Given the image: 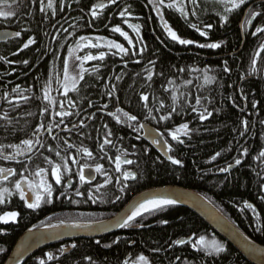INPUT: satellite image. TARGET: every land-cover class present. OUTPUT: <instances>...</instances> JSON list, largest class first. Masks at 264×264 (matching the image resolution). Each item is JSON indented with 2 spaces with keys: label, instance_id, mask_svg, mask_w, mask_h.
I'll return each mask as SVG.
<instances>
[{
  "label": "trees",
  "instance_id": "trees-1",
  "mask_svg": "<svg viewBox=\"0 0 264 264\" xmlns=\"http://www.w3.org/2000/svg\"><path fill=\"white\" fill-rule=\"evenodd\" d=\"M102 1L107 2L108 7L97 10L102 17L99 21L90 14L91 9ZM7 2L13 5L16 14L8 19L0 18V27L19 26L21 42L24 44L34 37L35 43L20 54L19 42L1 48L0 92L10 88L12 82H17L19 73L30 75L32 80L46 76L48 71L56 76L62 75L67 56L81 36H101L106 43L111 40L136 52L143 49L142 55H132L130 51L129 55L123 56L106 44L91 53L97 57L104 53V60L81 63L88 70L84 72L83 80H77L85 109L99 113L100 107L105 105L103 100L108 101V106L115 101L123 112L137 116L136 121H127L123 116L121 132L118 130L115 133L110 122L109 129L116 136L113 140H128V145L119 143L120 156L139 163L142 182L139 188L180 186L197 190L214 201L239 228L243 226L240 206L245 200L255 202L259 194V176L264 175V157L260 156V152L264 151V52L260 51L264 48V34L261 38L247 35L243 44L239 24L246 4L225 13L219 0H197V4H193L192 0H165L164 5H160L159 0L152 3L149 0H118L116 4H111L110 0H67L66 5L71 8L68 10L59 6L57 10L59 16L62 11L64 15H69L62 22L61 32L69 28L74 32L55 34L51 29L52 11L54 3L59 4L60 0H52V8L47 7L49 0H43L44 12L39 10L40 0ZM169 3L174 6L167 7ZM180 7H183L187 17L181 15ZM125 9L127 13L121 17L120 12ZM225 14L228 16L227 24L221 20ZM164 20L181 38L195 43L181 45L173 41L163 27ZM127 21L139 25V35L133 28H127ZM191 24L207 32V36H200ZM209 24L212 25L210 29L206 27ZM114 27L127 32L132 44L119 33L112 32ZM101 28L103 32H93ZM213 42L221 43V47L209 49L197 46ZM25 60L27 64L23 63ZM225 61L228 72L224 71ZM150 74L151 80L147 79ZM240 89L247 97L246 113H242L245 103L240 97ZM143 95L149 97L147 102L141 99ZM205 109L211 115L201 120L200 114H207ZM162 116H169V119L162 120ZM244 120L248 121L247 129L243 126ZM83 123L86 130L76 127L75 135L81 138L86 131L88 140L93 141L97 129L92 131L85 119ZM185 123L189 125L187 134L177 131ZM141 124L153 125L169 142L173 141L172 133H176L178 140H183L178 151L171 154L172 159L181 161L179 165L164 160L149 147L139 128ZM129 129L132 130L130 135L127 134ZM237 159L241 161L239 165L236 164ZM229 165L236 168L231 172L221 171L229 169ZM124 203L120 197L118 209H122ZM261 212L264 223L263 208ZM150 215H153L155 225L133 232L130 234L132 238L111 249H103V243L97 245L95 240L64 242V247L73 244L76 247L63 264H73L74 261L85 260V257L95 264H123L128 251L138 250L149 251L151 254L147 256L152 264H250L200 217L184 207L168 206L151 211L137 221ZM248 219L251 228L252 220L249 216ZM32 221L33 218L23 217L18 226L0 224V251L5 250L0 264L8 259L21 236L30 229L43 227L31 225ZM5 231L7 234L3 235ZM261 234V237L256 238L257 233L250 237L264 245V227ZM200 236L205 237L208 247L197 251L192 244ZM181 239L187 242L183 245L174 243ZM213 241L221 244L224 251L215 252L211 246ZM131 243H134L133 247ZM52 252L53 247L44 249L25 264H39L41 259L50 264L47 255Z\"/></svg>",
  "mask_w": 264,
  "mask_h": 264
},
{
  "label": "flooded vegetation",
  "instance_id": "flooded-vegetation-1",
  "mask_svg": "<svg viewBox=\"0 0 264 264\" xmlns=\"http://www.w3.org/2000/svg\"><path fill=\"white\" fill-rule=\"evenodd\" d=\"M66 1L67 0H60L59 4L58 2L54 3V7L52 11V19H51V29L55 34L66 33L65 30H64L65 32H61L62 31L61 26H62V22H64V19L69 15L67 13L64 15L62 11L61 16H59L57 12L59 6L60 8L63 7L62 9H65L67 7L69 10L71 8V6L66 5L67 4ZM261 1L264 0H247L246 6L244 5L245 6L244 15L239 24L243 44L247 40V35H251L252 38H261L264 34V33H259L253 35L257 27H264V19L262 18V15L264 13V2ZM251 12H260L262 15L256 16L253 19L250 16ZM84 15L86 16L85 11H84ZM90 16L95 19L98 18L99 21L102 20V17H100L101 16L100 13L98 14L97 17H93L91 14ZM249 19H251L250 24L247 23ZM110 24L111 23L109 22L108 26H110ZM125 24L128 29H130L128 25L130 24L133 25L130 21H127ZM66 30L68 32H74L70 30V28ZM18 31L21 32V28H19V26L0 27V33H11V35L6 36L5 40L0 41V51L4 45L11 44L13 42H19L17 44V46H19L18 54L23 52L20 50L23 47V41L21 42L22 36L20 37L15 36V33ZM83 31L84 30L80 31L79 33ZM93 32L101 33L103 32V30L101 28ZM89 37L91 36H88V38ZM82 42L83 41L79 39L78 43L74 44L72 50L70 49L71 51L68 54L67 59L65 61L68 67H71V69L75 73H77L80 70L81 63L85 61L81 59L78 61L77 64L75 61L74 65L71 66V58H70L71 54L78 49L79 52L82 54L80 58L84 57L85 55H91V53H88L82 47H77V45H82ZM253 78L254 77H251L250 79ZM16 79L17 82H12L10 88L7 87L0 92V117H3L5 113L8 114L7 119H0V145H5V146L17 145L20 144L21 141L24 139L35 140L36 137L33 136V133L36 127L41 122H43L46 126L52 125L53 131L51 134H49L46 130L37 134L40 140L42 141V143L44 144V147H40L39 145H34L35 151L29 154L31 156V160H29L28 155L15 156L14 159L0 158V168H4L5 170L14 169L16 171L15 175H7V178H5V174H0V192H2L3 189L7 188L11 193H13V195L11 196L5 193V202L0 204V216L11 211H15L19 214L15 221L10 220L8 223L0 222L2 226L5 227L18 226L19 223L21 224L20 221L23 217H30L31 219L33 218L31 225L35 224L39 226H48V227H57L67 224L103 223L104 221H109L115 218L117 215H119L120 212L123 211L130 204V202L139 194L149 191L151 189H156V188L146 189L144 187L139 188V185L142 184L139 163L134 161L132 165H128L125 163V160H132V159L129 157L120 156L119 143L128 145V140L118 141L117 138L116 140H113V138L116 136L114 135V133H112L110 137H107L111 141V143L104 145L103 151H101L100 149V145L103 144V141L109 130V122L112 124L111 127L115 129L114 131L115 133H118V130L121 132L120 129L121 128L123 129V126L120 125V123L122 122L123 112H116V109H118L119 106L116 104L115 101H113V103L109 105L106 109L100 107L101 110L99 111V113L98 111L92 112L90 109H85V102L80 96L82 94H79V92L73 93V91H69L67 97L63 95V88H62V84L64 80L63 74L56 76L55 73L50 74L48 71L46 76H43L41 78L37 77L36 80L35 79L32 80L30 78V75L23 76L19 73ZM45 89H47V91L49 92L50 99L56 102L54 105H50L48 103V100L43 99ZM57 89H60V91H57ZM239 92H240V97L244 99V103H245V108L243 109L242 113H246L248 110L247 99H245L246 96L242 93L241 89L239 90ZM24 97H28L29 99L26 101ZM69 99L73 101L74 107L71 108L69 107L68 105ZM61 101H63L64 103V109L73 112L72 116L65 117L63 119V123H59L61 118L55 115V111L64 110L59 108V102ZM103 101L104 104L108 103V101L107 102L105 100ZM103 101H100V104H103ZM45 107L48 108V111L41 114L42 109ZM110 112L115 113L116 116H119L121 122L118 123L115 116L109 115ZM76 113L79 114L77 115ZM84 113L86 115H84ZM149 116H151L150 112H149ZM84 119L89 123L92 131H94V129H97V132L94 133L95 139L93 141L88 140V135L86 131L84 132L81 138L75 135L74 132L75 128H73V125L74 124L80 125L81 121H83ZM58 123H59V127L56 126ZM105 124L108 126L107 128L104 127ZM147 127L148 128L152 127V129L156 130V132L161 136L163 143L167 148L169 157H171V154L173 152L178 151V147L180 143L179 141H183V140H173V141L171 140L169 142L165 138L164 134L160 132L157 128H155L153 125L145 126L144 128H142L144 134H145V129ZM80 128L82 131L86 130L85 126H82ZM64 129H68V130H64ZM131 132L132 130L129 129L127 134L130 135ZM53 136H55L56 139H53L52 138ZM65 141L72 144L73 147L68 148ZM144 141L148 145H150L149 147H152L164 160L169 161V159L163 157L156 149V146H159L160 142L159 143L155 142L154 145L151 144V141H148L146 139H144ZM48 148H51L52 151L51 152L48 151ZM82 148H87L89 151L93 153V156L88 157L84 155L80 151V149ZM169 148H171L172 150L169 151L168 150ZM57 151L61 153V156L67 159V167L71 169V174H69L68 171L62 167L61 169L62 181L61 184L59 185L55 183L54 177L51 174L52 165H49L44 159V157H48L49 159L54 161V163L63 164V161H61V157L55 155ZM14 152H15L14 148L11 147L4 148V154L9 157H12L14 155ZM71 157H75L79 161V163L78 164L72 163V160L70 159ZM117 158L120 159V163H121L120 170L116 169ZM160 163L162 164L164 162L160 161ZM83 165L89 166L83 169L87 181L84 183L80 182L78 175L80 168ZM97 165L103 166V173L95 172V167ZM38 168L45 169L46 170L45 173L42 174L41 176H37L35 172L38 170ZM235 168L236 166H231L228 169V171L231 172ZM25 169L27 170L25 171ZM126 171L135 173L136 179L124 181L122 173ZM89 177L91 179H87ZM24 179L30 181L33 185H38L42 181L51 183L54 188V195L51 198V202L42 204L41 207L36 210L27 208L25 205V201L20 199L19 194L17 193V190L15 188V184ZM69 180L72 181L71 187H67ZM259 182H260L259 194L257 195V199L255 200V202L245 200L240 206V209L242 211L241 223L243 226L239 228L238 224L235 223L236 224L235 225L228 218L235 226L241 229L249 238H251L250 236L256 233H257L256 238L258 236L261 237L262 236L261 231L263 230L264 227L263 216L261 212V208L264 209V199H261V197H264V175L261 177L259 176ZM125 184L127 185V187L123 192H121L119 189ZM101 185H103V187H101ZM22 187H24L27 190L28 185L23 184ZM97 189L99 190L97 191ZM77 190H79V192L82 193L83 195H76ZM36 191H42V190L36 189ZM194 191L198 192L206 199H208L213 205H215L214 201L209 199L205 194L197 190ZM89 195L92 196V199L88 198ZM28 197L30 198L29 202H34L35 196L33 192L29 191ZM69 197L71 198L69 199ZM116 197H119V199H116ZM120 197H122V203L125 202L122 209H118ZM109 203H112V206H109ZM246 204H251L252 208H247ZM219 210L221 211V209ZM152 216L153 215H150L148 218H144L142 220L137 221V219L142 217L140 216L133 222L132 226L124 227L120 233L117 232L115 234H111L99 239H87V240L88 241L95 240V243L97 240H99L100 243H103L102 245L103 249L114 248L119 244H124V242L126 240H129V238H132L133 236L130 234H132L133 232H138V231L140 232L146 229V227H151L155 225L156 223L153 222L154 217ZM248 216L252 220L253 227L251 228L248 226V221H249ZM139 224H143L144 227H138L137 225ZM6 234L7 232L5 231L3 235ZM75 241H85V240H75ZM114 241H119V243H114ZM71 242L68 241V243ZM63 243L64 242H61L59 244L52 246L53 252L51 254L55 257V259L49 260L50 264H63L66 262V259H68L70 255H72L74 248L64 247ZM183 244H179V245H183ZM108 245H110V247ZM130 245L131 247H133L134 243H131ZM261 246L264 247V245ZM66 249H72V251L69 252L68 254H64ZM4 254H5V250L0 251V257H2ZM150 254L151 253L149 251H144V252L140 250L135 252L128 251L124 256L122 263L142 264L141 261L139 260V257L144 256L147 258L149 264H152L149 257L147 256ZM92 263L94 262H92L89 258L86 257L85 260L73 262V264H92Z\"/></svg>",
  "mask_w": 264,
  "mask_h": 264
},
{
  "label": "snow or ice",
  "instance_id": "snow-or-ice-1",
  "mask_svg": "<svg viewBox=\"0 0 264 264\" xmlns=\"http://www.w3.org/2000/svg\"><path fill=\"white\" fill-rule=\"evenodd\" d=\"M152 2H153V0H149V3H152ZM219 2L224 6V12L225 13H231V12H233L235 10L240 9L243 5H245L247 0H219ZM110 3L111 4H116V3H118V0H110ZM192 3L193 4H197V0H192ZM159 4L160 5H164L165 4V0H159ZM52 6H53L52 5V0H49V3L47 5V7L48 8H52ZM166 6L169 7V8H172L174 5L172 3H169ZM106 7H108V4H106V3H98V4H96L91 9V15L93 17H97L98 16V11L97 10L98 9L99 10H103ZM0 8L7 9V10H0V18L8 19L10 17H14L15 14H16L15 11L13 10V5L9 4L7 2V0H0ZM39 10L41 12H44L43 0H40V9ZM157 10H159V9H157ZM178 10L180 11L182 16L187 17V13L184 11L183 7H180ZM126 13H127V9H125L122 12H120V16L124 17ZM193 14H195V13L193 12ZM261 15L262 14L260 12H251L250 13V16L253 19L256 16H261ZM161 19L163 20V14H161ZM221 20H222V22L224 24H227L228 16L226 14L222 15L221 16ZM247 23L250 24L251 23V19H249L247 21ZM128 26L130 28H133L137 32V34L139 35V32H140L139 25H131L130 24ZM163 27L167 31L168 36L171 37V39L173 41H176V42H178L181 45H191V44L195 43L191 39H183V38H181V36L178 35V33L175 30H173V28L168 24V22L166 20H164ZM191 27L196 29L199 32L200 36H203V37L207 36V32L201 31L196 24H191ZM206 27L210 29L212 27V25L209 24V25H206ZM65 31H67V30H65ZM112 32L119 33V35L122 36L125 40H127L129 44H132V40L129 38L128 33L123 31L120 27L112 28ZM259 33H264V27H257L255 29V32L253 33V35H256V34H259ZM5 35H9V34L6 33ZM15 36L16 37H20L21 36V32H19V31L16 32ZM79 39L82 40V41H86V43L83 44V45H77V47H89V48H97V47H99L98 44L92 43L91 39H89L88 37L81 36ZM96 39L97 40H103V37H97ZM34 43H35V38L31 37V38H29L27 40L26 43L23 44V47L20 50L23 51L24 49H27L30 45H32ZM197 46L200 47V48L219 49L221 47V43H215V42H213V43H200ZM107 47L109 49L118 50V52L120 54H123V56L129 55L130 51H131L132 55H142V53H143V49H141L139 52L132 51V50H130L128 48H125L122 44L116 43V42L111 41V40L107 41ZM260 51L264 52V48H261ZM257 55H259V53ZM123 56H122V58H123ZM77 59H82L83 61H92V60H97V59L104 60L105 59V55H104V53H101L98 57L97 56H93V55H85L82 58L77 57ZM137 62H139V61H137ZM23 63L27 64L28 61L25 60V61H23ZM152 63H154V62H152ZM86 71H88V70L83 68V64H81L79 72H77L75 75H71L68 65L65 64V66L63 67V72H62L63 77H64L62 88H63V95L65 97L68 96L69 91H73V92H78L79 91V88H78V85H77V80H83L84 79V72H86ZM181 71H183V69H181ZM224 71L225 72L229 71V69L227 67V61H225ZM117 79H119V77H117ZM147 79L151 80L152 79V74H150L147 77ZM114 87L115 86H113V88ZM57 91H60V89H57ZM109 95H110V93H109ZM24 99L27 101L29 98L28 97H24ZM43 99L48 100V103L50 105H54L56 103L55 101L50 99V95H49V92L47 91V89L44 90ZM141 99L144 102H147L149 100V97L147 95H143L141 97ZM245 99H247V97H245ZM197 103H199V99H197ZM68 105H69L70 108L74 107L73 101L71 99L68 100ZM89 106L91 107V105H89ZM253 106L255 107V105H253ZM102 107L106 109L108 107V105L105 104ZM161 107H163V104H161ZM59 108L60 109H64L63 101L59 102ZM47 111H48V108L45 107V108L42 109L41 114H43V113H45ZM54 111H55V109H54ZM173 111H175V109H173ZM116 112H123V110L118 108V109H116ZM205 112L207 113L206 109H205ZM76 114L78 115L79 113H76ZM55 115L59 116L61 118L59 123H63V119L65 117L72 116L73 112L69 111L67 109H64L62 111H55ZM109 115L115 116V118H116L118 123L121 122L120 117L116 116L115 113H111L110 112ZM210 115H211V113H207V114L201 113L200 114V119L201 120H205ZM7 116H8V114L5 113L3 117H0V119H7ZM123 116L127 118V121H136L137 120V116L129 115L127 112H123ZM160 119L167 120V119H169V116H162ZM59 123L56 125L57 127H59ZM242 123H243L244 128L247 129L248 121L244 120ZM82 126H84L83 125V121H81L80 125H75L74 124L73 128L82 127ZM129 126H131V125H129ZM104 127L107 128L108 126L105 124ZM144 127L145 126L143 124L139 125V128H141V129L144 128ZM188 128H189V125L185 123L177 131L183 132L184 134H187ZM45 130L49 134H51L52 131H53L52 125H47L46 126L43 122H41L36 127V129H35V131L33 133V136L36 137L35 140H33V139H24V140L21 141L20 144H17V145H6V146L5 145H0V158H3V159H14L15 156L28 155L29 156V160H31V156L29 154L35 151L34 145H39L40 147H44V144L42 143V141L40 140V138H39V136L37 134L41 133V132H43ZM64 130H68V129H64ZM111 135H112V132H111V129H109L108 132H107V135H106V137H105V139L103 141V144L100 145L101 151H103L104 145L111 143V141L107 138V137H110ZM52 138L56 139L55 136H53ZM172 139L173 140H178V136L176 135V133H172ZM156 142L159 143V141H156ZM179 142L183 143V141H179ZM65 143L67 144L68 148H72L73 147V145L68 143L67 141H65ZM5 147H11V148L15 149L14 155L12 157H9V156L4 154V148ZM168 150L171 151L172 149L169 148ZM48 151L51 152L52 149L48 148ZM80 151L84 155H86L88 157H92L93 156V153L91 151H89L87 148H82V149H80ZM244 154L245 155L247 154V150H245ZM55 155L61 157V161H63V164L54 163V161H52L48 157H44V159L49 165H52L51 174L54 177L55 183L57 185H59V184H61V181H62V172H61L62 167L65 168L68 171L69 174H71V169L67 167V159L65 157L61 156V153L59 151H57L55 153ZM216 155L218 156L219 153H217ZM260 156L264 157V151L260 152ZM70 159L72 160V163H76V164L79 163V161L75 157H71ZM169 159L171 160V162L173 164L179 165L181 163V161L178 160V159H172L171 157H169ZM125 163L128 164V165H132L134 163V161L125 160ZM240 163H241V161L239 159H237L236 160V164L239 165ZM86 167H89V166L88 165L81 166L80 171L78 173L79 180L82 183L87 182L86 181V176H85V173H84V170H83ZM229 167H231V165H229ZM120 168H121L120 159L117 158V160H116V169L120 170ZM26 170L27 169H25V171ZM45 171L46 170L43 169V168H38V170L35 172V174L37 176H41L42 174L45 173ZM221 171H225L226 172V171H228V168L221 169ZM95 172L103 173V166L102 165H97L95 167ZM0 174H5V178H7V175H15L16 171L14 169L5 170L4 168H0ZM122 175H123V180L124 181L135 180L136 179V174L133 173V172L126 171V172H123ZM87 179H91V178L89 177ZM23 184H27L28 185L27 190L24 187H22ZM71 186H72V181L69 180V182L67 184V187H71ZM101 187H103V185H101ZM126 187H127V185L125 184L124 186L120 187L119 190L121 192H123ZM15 188L17 190V193L19 194L20 199L25 201L26 207L29 208V209H33V210L39 209L42 204L50 203L51 202V198L54 195V188H53L52 184L44 182V181H42L38 185H33L30 181H27L26 179H24V180H21L20 182H17L15 184ZM36 189H40L42 191H36ZM98 190L99 189H97V191ZM29 191L33 192V194L35 196L34 202H29V199H30L28 197V192ZM5 193H7L9 196L13 195V193H11L9 191V189H7V188L3 189V191L0 192V204L5 202ZM76 195H83V194L80 193L79 190H77ZM70 198L71 197H69V199ZM88 198L92 199V196L89 195ZM116 199H119V197H116ZM261 199H264V197H261ZM176 203H177V200H175V199H168V198L161 199V198H154V197L153 198H146L144 200V202L139 203L138 206H136L134 208V210L131 212L130 215H128L127 217H125L123 219V222L121 223L120 226L121 227L132 226L133 222L137 219V217L143 215L145 212L155 211V210H163L167 206L175 205ZM246 207L247 208H252V205L251 204H246ZM18 215L19 214L17 212H15V211L7 212L4 215L0 216V222L8 223L10 220L11 221H15ZM164 223H167V221H164ZM137 226L138 227H144L143 224H139ZM75 227H83V226L77 224V225H75ZM96 243L100 244V241L97 240ZM114 243H119V241H114ZM174 243L183 244L185 242L177 240ZM108 246L110 247V245H108ZM192 246L197 251H199V250H201V248H207L208 244L206 242L205 237L204 236H200L199 239L195 243L192 244ZM211 246H212V248H214L215 252H217V253L224 251L223 246L221 244H219L218 242H216V241H213ZM71 247L75 248L76 245L73 244ZM209 255H211V253H209ZM47 259L48 260H53V259H55V257L51 253H49L47 255ZM139 260L142 262V264H149L147 258L144 257V256H140ZM39 264H45V260L41 259L39 261Z\"/></svg>",
  "mask_w": 264,
  "mask_h": 264
},
{
  "label": "water",
  "instance_id": "water-1",
  "mask_svg": "<svg viewBox=\"0 0 264 264\" xmlns=\"http://www.w3.org/2000/svg\"><path fill=\"white\" fill-rule=\"evenodd\" d=\"M5 34L0 33V41L6 39L7 35ZM8 34L11 35V33ZM145 138L151 141V144L159 141L160 145L156 146L157 151L163 157L169 159L167 148L156 130L147 127L145 129ZM153 197L177 200L175 205L170 206L184 207L192 211L220 237L232 245L250 264H264L263 246L249 239L201 194L194 190L178 186L161 187L143 192L136 196L118 216L103 223L82 224L83 227L62 225L53 228L44 227L29 230L16 242L10 256L4 264H25L41 250L63 241L99 239L114 234L123 228L120 226L123 219L130 215L139 203L144 202L146 198ZM181 241L185 242L186 240ZM71 251L72 249H66L64 254H68Z\"/></svg>",
  "mask_w": 264,
  "mask_h": 264
},
{
  "label": "rangeland",
  "instance_id": "rangeland-1",
  "mask_svg": "<svg viewBox=\"0 0 264 264\" xmlns=\"http://www.w3.org/2000/svg\"><path fill=\"white\" fill-rule=\"evenodd\" d=\"M97 37H101V36H91L89 37V39H91L92 43H95V44H98L99 47L97 48H89V47H82L83 49H85L88 53H92L93 54V51L94 50H98V49H101L103 47L106 46V41L103 39V40H97L96 38ZM86 41H83L82 42V45L85 44ZM82 54L79 52V50L77 49L74 53L71 54L70 58H71V66L74 65V62L76 61V64L78 63L79 60L81 59H77V57H80ZM69 70H70V74L71 75H75L76 73L71 69V67H69ZM142 263V262H141Z\"/></svg>",
  "mask_w": 264,
  "mask_h": 264
},
{
  "label": "bare ground",
  "instance_id": "bare-ground-1",
  "mask_svg": "<svg viewBox=\"0 0 264 264\" xmlns=\"http://www.w3.org/2000/svg\"><path fill=\"white\" fill-rule=\"evenodd\" d=\"M145 126H150V125H148V124H144ZM151 129H152V127H151ZM143 139H146L145 138V134H144V132H143ZM146 213V212H145ZM44 250V249H43Z\"/></svg>",
  "mask_w": 264,
  "mask_h": 264
}]
</instances>
